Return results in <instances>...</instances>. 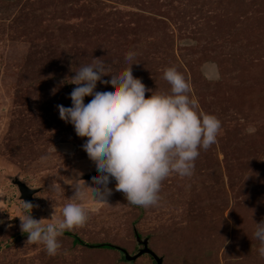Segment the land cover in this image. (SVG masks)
Listing matches in <instances>:
<instances>
[{
	"label": "rangeland",
	"instance_id": "374dc122",
	"mask_svg": "<svg viewBox=\"0 0 264 264\" xmlns=\"http://www.w3.org/2000/svg\"><path fill=\"white\" fill-rule=\"evenodd\" d=\"M129 50L132 75L153 92L169 91L166 67L185 76L221 122L217 142L199 150L191 176L161 182L155 206L130 205L112 180L107 203L85 193L84 224L66 230L134 254L135 229L161 264H264L252 235L264 220V0H0V264H152L148 254L126 261L63 234L49 255L15 217V176L36 189L35 219L59 214L75 172L91 182L83 138L56 105L70 106L78 63L99 57L110 77L127 67ZM106 85L105 75L96 86Z\"/></svg>",
	"mask_w": 264,
	"mask_h": 264
},
{
	"label": "clouds",
	"instance_id": "9594fccd",
	"mask_svg": "<svg viewBox=\"0 0 264 264\" xmlns=\"http://www.w3.org/2000/svg\"><path fill=\"white\" fill-rule=\"evenodd\" d=\"M134 57V51H127V67L110 77L99 57L78 63L69 78L75 85L68 93L70 106L56 105L59 118L83 138L81 147L96 173L86 183L81 173L75 172L70 178L75 179L73 196L58 215L51 214L49 219L33 218V205L22 202L20 214L15 216L21 232L27 234V241L42 244L49 255L60 250L58 237L66 229L84 224L88 212L82 202L85 193L92 200L107 203L111 178L115 190L122 192L130 205L155 206L161 182L170 174L191 176L199 150L217 142L221 122L200 108L185 76L175 67H166L163 79L169 91L153 92L132 75ZM105 75L110 86L98 89L97 81ZM145 92L151 94L145 97ZM85 97H89L87 102ZM39 159L44 163L48 156ZM253 223L252 235L259 242L257 252L264 258V220Z\"/></svg>",
	"mask_w": 264,
	"mask_h": 264
},
{
	"label": "water",
	"instance_id": "95a60500",
	"mask_svg": "<svg viewBox=\"0 0 264 264\" xmlns=\"http://www.w3.org/2000/svg\"><path fill=\"white\" fill-rule=\"evenodd\" d=\"M96 173V169L94 168L93 171L84 174L83 176L87 179H91V175ZM113 179L110 178V181ZM12 182L15 184L17 191H18V197L23 202H28L31 205H34V199H33V193L35 192V188L29 187L26 185L23 181L18 179L16 176L13 177ZM136 239L138 240V236H136ZM140 243L142 244V247L139 248L134 254L128 253L124 248L120 246H116V249L121 251L123 253V256L126 260H134L136 257L141 255L142 253L150 254V256L153 258L152 264H161L162 263V257L158 256L147 246V239H141Z\"/></svg>",
	"mask_w": 264,
	"mask_h": 264
},
{
	"label": "trees",
	"instance_id": "16d2710c",
	"mask_svg": "<svg viewBox=\"0 0 264 264\" xmlns=\"http://www.w3.org/2000/svg\"><path fill=\"white\" fill-rule=\"evenodd\" d=\"M133 233L135 234V237L136 236H138V240L137 241H139L140 242V240H141V238H140V236H139V234H138V232L135 230V229H133ZM23 234H25V235H27L26 233H23ZM63 235H67V236H69L70 237V239H71V241H72V243H74V244H79V245H82V246H84V247H88V248H100V249H116V246H118V245H115V244H112V243H110V242H106V241H99V242H85V241H83L77 234H75V233H72L71 231H68V230H65L63 233H62ZM148 242V241H147ZM140 245H142L141 243H140ZM147 246H148V244H147ZM121 247V246H120ZM149 247V246H148ZM123 248V247H122ZM150 248V247H149ZM119 253H121V256H122V258L124 259V260H126L125 258H124V256H123V253L121 252V251H119L118 249H116ZM126 250V249H125ZM152 250V249H151ZM127 251V250H126ZM145 254H147V253H145ZM149 256H150V254H148ZM151 257V256H150ZM151 259H152V261H153V258L151 257ZM126 261H131V260H126ZM153 263V262H152Z\"/></svg>",
	"mask_w": 264,
	"mask_h": 264
}]
</instances>
